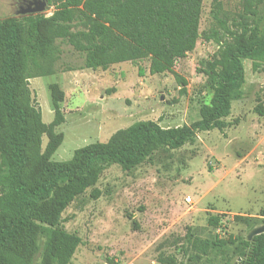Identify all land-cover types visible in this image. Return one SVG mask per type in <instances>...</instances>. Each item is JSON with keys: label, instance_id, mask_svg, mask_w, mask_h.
I'll list each match as a JSON object with an SVG mask.
<instances>
[{"label": "rangeland", "instance_id": "374dc122", "mask_svg": "<svg viewBox=\"0 0 264 264\" xmlns=\"http://www.w3.org/2000/svg\"><path fill=\"white\" fill-rule=\"evenodd\" d=\"M17 1L0 0V20L28 15L15 13ZM217 1L229 16L240 7V0ZM212 10L213 0H202L200 32L214 22ZM51 13L48 7L39 14ZM53 46L51 73L26 78L23 99L39 128L34 150L43 153L53 134L63 135L51 161L68 160L77 148L105 142L138 120L191 125L200 118V106L210 102L206 71L218 45L202 37L174 63L184 89L173 72L150 73L148 58L92 69L67 41L56 38ZM243 64L242 97L232 101L227 127L198 131L192 143L161 149L128 171L109 164L96 184L65 208L61 225L81 238L70 264H161L156 260L160 250L184 264L242 263V241L264 220V115L255 111L264 108V66L253 70L248 59ZM53 82L64 92L58 125L52 124ZM211 215L220 217L217 227L208 224ZM190 231L217 245L205 254L189 247L182 255L178 247L186 246Z\"/></svg>", "mask_w": 264, "mask_h": 264}, {"label": "trees", "instance_id": "16d2710c", "mask_svg": "<svg viewBox=\"0 0 264 264\" xmlns=\"http://www.w3.org/2000/svg\"><path fill=\"white\" fill-rule=\"evenodd\" d=\"M52 13L28 14L0 20V264H70L81 238L65 230L61 214L86 189L93 187L111 163L130 170L161 149L192 143L198 131L222 130L233 100L240 99L245 82L244 59L253 70L264 66V0H240L229 16L213 0L214 22L199 31L202 0H47ZM202 37L218 45L206 74L212 96L202 104L200 118L191 125L163 127L153 120H138L105 142L77 148L64 161L50 155L63 140L53 134L43 153L34 150L39 128L24 105L25 79L51 73L56 58L53 42L61 38L83 55L84 67L105 69L123 61L149 59L152 74L173 72ZM47 68H45L44 66ZM214 71V73H212ZM174 73V72H173ZM182 89L185 80L174 73ZM53 125L62 122L64 92L49 84ZM255 111L264 115V108ZM93 197L98 196L94 190ZM217 215L208 224L217 227ZM264 225V220L263 224ZM182 255L200 249L207 253L216 241L200 240L187 232ZM247 236V235H246ZM167 240L158 244L161 249ZM240 264H264V232L242 241ZM161 264H184L161 250ZM223 264H234L225 261ZM239 264V263H238Z\"/></svg>", "mask_w": 264, "mask_h": 264}, {"label": "water", "instance_id": "95a60500", "mask_svg": "<svg viewBox=\"0 0 264 264\" xmlns=\"http://www.w3.org/2000/svg\"><path fill=\"white\" fill-rule=\"evenodd\" d=\"M48 7L47 0H34L30 2L27 7H20L15 13L20 15L40 13L46 10ZM262 232H264V225L256 226L248 232L246 239L251 240L254 235L260 234Z\"/></svg>", "mask_w": 264, "mask_h": 264}, {"label": "flooded vegetation", "instance_id": "af4514ba", "mask_svg": "<svg viewBox=\"0 0 264 264\" xmlns=\"http://www.w3.org/2000/svg\"><path fill=\"white\" fill-rule=\"evenodd\" d=\"M32 1H34V0H18V1H17V7H16V10H18L20 7H23V8L27 7L28 4H29L30 2H32ZM16 10H15V12H16Z\"/></svg>", "mask_w": 264, "mask_h": 264}]
</instances>
